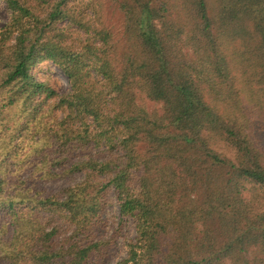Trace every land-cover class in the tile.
<instances>
[{"label": "trees", "instance_id": "trees-1", "mask_svg": "<svg viewBox=\"0 0 264 264\" xmlns=\"http://www.w3.org/2000/svg\"><path fill=\"white\" fill-rule=\"evenodd\" d=\"M3 2L0 264H264V0Z\"/></svg>", "mask_w": 264, "mask_h": 264}, {"label": "rangeland", "instance_id": "rangeland-1", "mask_svg": "<svg viewBox=\"0 0 264 264\" xmlns=\"http://www.w3.org/2000/svg\"><path fill=\"white\" fill-rule=\"evenodd\" d=\"M8 18V13L5 8L3 0H0V26ZM33 72L40 78L44 75H50L51 78L55 81L56 87L59 90H65L68 88V81L61 70L50 61L40 63L38 66L33 68ZM147 108L151 109L156 107L154 102L146 101ZM62 183L56 182L52 185V188L55 189L60 186ZM109 213L112 215L109 224V231L117 229L118 237L117 244L114 249L111 250L110 256L108 257L107 264H114L120 257L125 256L126 253V241L134 235V229L130 223H124L118 228V207L116 204H112L108 208Z\"/></svg>", "mask_w": 264, "mask_h": 264}]
</instances>
